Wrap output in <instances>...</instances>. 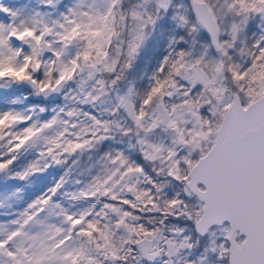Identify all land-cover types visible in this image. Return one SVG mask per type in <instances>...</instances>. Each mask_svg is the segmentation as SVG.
I'll list each match as a JSON object with an SVG mask.
<instances>
[{
    "label": "snow or ice",
    "instance_id": "6c2138e0",
    "mask_svg": "<svg viewBox=\"0 0 264 264\" xmlns=\"http://www.w3.org/2000/svg\"><path fill=\"white\" fill-rule=\"evenodd\" d=\"M0 264H264V0L0 2Z\"/></svg>",
    "mask_w": 264,
    "mask_h": 264
},
{
    "label": "rangeland",
    "instance_id": "374dc122",
    "mask_svg": "<svg viewBox=\"0 0 264 264\" xmlns=\"http://www.w3.org/2000/svg\"><path fill=\"white\" fill-rule=\"evenodd\" d=\"M0 2L7 3V2H8V0H0Z\"/></svg>",
    "mask_w": 264,
    "mask_h": 264
}]
</instances>
